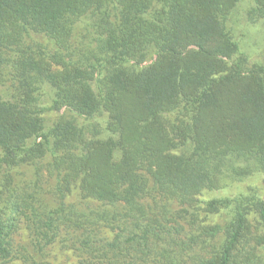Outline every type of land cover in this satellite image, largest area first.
I'll return each mask as SVG.
<instances>
[{"label": "trees", "instance_id": "1", "mask_svg": "<svg viewBox=\"0 0 264 264\" xmlns=\"http://www.w3.org/2000/svg\"><path fill=\"white\" fill-rule=\"evenodd\" d=\"M239 2L0 0L1 261L12 258L16 216H28L40 257L62 217L77 227L115 220L124 208L144 215L140 200L155 193L194 217L201 208L223 212L222 224L198 226L218 246L192 264H256L261 256L250 250L264 245V234L250 239L248 216L264 222V198L201 199L224 179L264 173V53L251 62L236 38ZM241 15L264 26V0H251ZM34 36H45L54 51ZM50 111L59 115L47 126ZM22 165L34 166V184L45 181L52 199L14 192L11 171ZM73 187L100 204L99 214L66 209ZM142 232L129 247L96 243L83 264H105L96 259L107 257V246L117 261L122 253L150 256L148 226Z\"/></svg>", "mask_w": 264, "mask_h": 264}, {"label": "rangeland", "instance_id": "2", "mask_svg": "<svg viewBox=\"0 0 264 264\" xmlns=\"http://www.w3.org/2000/svg\"><path fill=\"white\" fill-rule=\"evenodd\" d=\"M250 5L251 0H240L233 26L236 38L241 42V48L251 54L252 62L259 58L261 53H264V26L249 24L242 17L241 14L248 10ZM238 14L240 16L236 17ZM75 31L80 33L83 29L78 25ZM33 40L45 45L51 44L45 36H34ZM47 51L53 52L54 47L48 46ZM3 81L5 83L4 88L10 85L11 79L8 73L5 74ZM45 91L50 95L49 88L48 90L45 89ZM47 98L44 97V99ZM58 115L59 112L56 111L48 112L46 114L47 126H50ZM104 119H106L105 116L97 118L99 122H103ZM119 156L120 154L117 152L116 157ZM11 174L15 193L19 195L24 193L28 197L30 193L36 195L39 192L40 201L52 199V194L48 191L51 187L47 186L45 181L42 182L40 187L34 184L37 177L34 172V166L22 165L16 167L11 171ZM34 190L36 191L34 192ZM253 193H257L264 198V173L262 172L252 171L241 181L224 179L218 191L203 193L201 199ZM63 201L66 204V209L72 205L75 208H83L82 210L88 215L90 213L99 214L100 212V204L80 198L78 187H73L66 194ZM140 203L145 212L144 215H140L134 211L133 213L127 212L126 208L123 209L119 206L110 207L113 209H123L122 213L124 210L126 211L125 216L120 212L121 214L112 221L96 219L93 224H90L85 220L84 223L75 227L70 223L69 219L62 217L63 221L61 220L59 223L60 228L57 239L48 246L45 253L40 255V257L39 255H35L33 251V240L35 239L28 216L24 214L19 217L16 216V227L11 238L14 252L10 260H0V264H83L93 258L90 248H95L96 243L99 245L101 243H116L115 248L129 247L130 243L135 242L129 240L130 236L134 235L136 241L140 240L138 237L142 236V231L146 226L150 230L147 233L148 239L152 241L151 246H149L150 250H152L150 256L141 254L140 252L136 256L122 253L121 255H123L124 259L117 261V258L115 259L114 256L118 254V251L115 252L114 247L107 246V257L98 252L100 258L96 259V262L103 259L105 260V264H114L116 262H121L122 264H192L199 255L201 257H209L212 254V250L217 248L218 240L205 238L203 233H201L200 237L198 226L200 224L202 226L211 223L222 224L224 220L223 212L212 215L207 214L201 208L199 216L194 217L191 216L192 211H187L185 204L172 201V199L164 198L155 193L143 197ZM7 206L8 214H10L9 201ZM108 207L105 209H110ZM162 212H165V216L160 214ZM93 217L94 215L90 216L91 219ZM73 218L77 220L76 217ZM248 220L251 223L250 239L254 241L257 236L264 234V222L253 214L248 216ZM84 242H87L88 245L84 246ZM250 244L251 246H255L253 242ZM245 250L244 255L247 256L249 249L246 248ZM250 252L261 256L255 262L256 264H264V245H257ZM93 253L97 252L93 251ZM238 262V264H245L244 259H240Z\"/></svg>", "mask_w": 264, "mask_h": 264}]
</instances>
